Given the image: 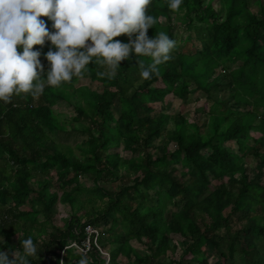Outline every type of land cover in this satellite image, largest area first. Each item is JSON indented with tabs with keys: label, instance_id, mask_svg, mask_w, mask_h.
<instances>
[{
	"label": "trees",
	"instance_id": "1",
	"mask_svg": "<svg viewBox=\"0 0 264 264\" xmlns=\"http://www.w3.org/2000/svg\"><path fill=\"white\" fill-rule=\"evenodd\" d=\"M147 14L156 19L149 37L162 31L176 41L159 75L143 79L131 58L120 62L115 78L92 64L82 78L46 87L39 97L21 93L0 102V251L29 237L37 245L40 235L28 228L42 214L49 238L30 264H78L84 254L70 245L81 248L88 238L89 264H106L97 246L109 254L108 264L119 256L133 264H264V0H183L179 11L152 0ZM171 15L187 39L174 35ZM39 19L51 30L47 17ZM48 50L47 41L33 46L45 72ZM84 77L102 90L76 88ZM197 93L211 103L205 119L168 113L169 97L188 103ZM72 98L76 120L86 123L81 159L51 137L64 130L52 106ZM122 146L129 159L112 151ZM125 165L123 178L135 176L130 182L111 190L98 184L120 180ZM87 175L94 176L92 187L80 185ZM36 178L44 180L29 207ZM84 195L105 202L82 224L74 211ZM58 205L69 208L62 228ZM86 226L102 227L97 246Z\"/></svg>",
	"mask_w": 264,
	"mask_h": 264
},
{
	"label": "clouds",
	"instance_id": "2",
	"mask_svg": "<svg viewBox=\"0 0 264 264\" xmlns=\"http://www.w3.org/2000/svg\"><path fill=\"white\" fill-rule=\"evenodd\" d=\"M152 0H0V102L11 103L14 95L30 94L34 98L46 87H60L73 77L82 78L89 66L99 64V73L115 78L121 61L130 58L139 64L140 76L151 79L159 75L160 66L171 59L176 41L165 32L149 37L156 19L147 14ZM183 0H168V7L179 11ZM52 22L51 30L45 21ZM128 37L121 42L113 38ZM49 43L44 55L33 46ZM20 51H17V48ZM138 58H150L146 66ZM5 245L0 236V248ZM31 237L19 241V248L0 251V264H30L38 258ZM11 255V259H10ZM78 264H89L83 255Z\"/></svg>",
	"mask_w": 264,
	"mask_h": 264
},
{
	"label": "rangeland",
	"instance_id": "3",
	"mask_svg": "<svg viewBox=\"0 0 264 264\" xmlns=\"http://www.w3.org/2000/svg\"><path fill=\"white\" fill-rule=\"evenodd\" d=\"M216 8H218V6L216 5ZM252 11L256 12L259 10L258 6L252 5L251 6ZM171 26H175L176 27V31L174 32V35H181V38L187 39L188 36H190V33L186 32L180 25V20L174 16L171 15ZM178 28V29H177ZM196 45V48H199V44L198 41L193 40V42ZM183 50V49H182ZM106 71V69L104 68V72ZM217 74L222 75V71L219 69ZM82 87H87L91 90H97L100 91L102 90L100 88V86L96 83H93L89 80V78L84 77L77 85L76 88H82ZM191 90L194 89V87L190 88ZM208 100H206L205 95L202 93H197L194 94L190 97V101L188 103H183L180 100L177 99H173V97H169L166 100V103L169 105V109H168V113L172 114H181L183 115L186 119L191 120L194 119L195 117L197 118H201L202 120L205 119V115L203 113V109L205 108L206 113L209 110V107L211 106V103L208 102ZM206 102V103H205ZM74 104H75V99L72 98L70 102H65V101H58L56 105L52 106L54 113L58 116V118L60 119L61 123L64 125V130L63 132H59L56 135H51L53 141H55L58 145H61L60 147L65 150V151H72L73 155L78 158L81 159L82 154H81V150L78 149V146H80L83 142L86 141V136L81 134V129L83 127H85L86 123L85 121H78L76 120V113L74 110ZM173 128V123L172 121L170 122L168 129H172ZM159 144V140L155 143V145ZM228 147H235L234 144H227ZM124 146H122L121 148H119L118 150H112L115 152H119L121 153V155L123 156L124 159H129L130 158V154L127 153V151H123ZM170 149L174 150V145L173 143H170ZM250 164H253L252 161L249 162ZM128 170L127 165L123 166L121 171H120V180L117 181H112L110 183H105L104 182H100L98 184L101 185V187H106L108 190L111 189H116L118 187V185H120L119 183H121L120 181H124V182H130L135 176L134 174H132L131 172H129L128 174L130 175L125 176L123 178L124 173H126V171ZM94 176H84L81 180V184L85 187H92L90 184L91 182L89 181V179H92ZM44 180V178H36L34 180V182L32 183L31 188H32V194L30 196V198L28 199L29 201L27 202V205L29 207L33 206V203L31 202L32 200L34 201L36 198V193L38 192V184L42 183V181ZM34 191L36 193H34ZM60 193V192H59ZM104 202L105 200H101V199H97V198H93L91 196L86 197L85 195L81 198H79V200L77 199V203L75 206V211L74 214L80 218L81 223L83 224L87 217H90L92 215L97 214L99 211H101L104 207ZM24 209L27 210L26 207H24ZM70 217L69 215V208L66 206H61L58 205L57 206V217H56V223L57 225L62 228L64 227V223L65 221ZM60 219V222H59ZM38 224L36 226H30L28 228V232L33 235L35 238H38L39 235L40 237L38 238V244L36 245L37 249L40 245H42L43 240H48L49 238V232H50V224L49 225H45V219L43 217L42 214H40L38 216ZM46 226V229H48V234H45L42 232L43 227ZM102 230V227H100V229H98L97 231L100 232ZM21 234H15L14 235V239L16 240L17 236ZM135 248L137 250H140L141 252L144 251L143 246L141 245H137L134 244ZM70 247H73L74 249H76V253H82L84 255H88L89 251L91 248H89L88 250V245L85 242L84 245L79 248L76 246L75 243H71ZM88 250V251H87ZM108 254V253H107ZM179 255V252H177L176 257ZM30 259V258H29ZM33 259V258H31ZM90 261V260H89ZM134 259H126L125 257L119 256L117 257L116 261L117 264H133ZM70 263V264H74Z\"/></svg>",
	"mask_w": 264,
	"mask_h": 264
},
{
	"label": "built area",
	"instance_id": "4",
	"mask_svg": "<svg viewBox=\"0 0 264 264\" xmlns=\"http://www.w3.org/2000/svg\"><path fill=\"white\" fill-rule=\"evenodd\" d=\"M85 233L87 234L88 237H91V236H94V244L96 245V242H97V237H98V231L97 229L93 228L92 226H86L85 227ZM87 245H88V250L90 248V241H89V238L87 239L86 241ZM97 246V245H96ZM97 249L99 251V253L103 256V258L105 259V262L106 264H108L110 261V256L109 254L103 252L98 246H97ZM87 250V251H88Z\"/></svg>",
	"mask_w": 264,
	"mask_h": 264
}]
</instances>
